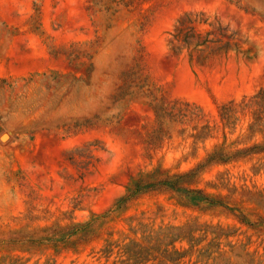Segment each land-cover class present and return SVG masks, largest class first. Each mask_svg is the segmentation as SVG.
<instances>
[{"label":"rangeland","instance_id":"374dc122","mask_svg":"<svg viewBox=\"0 0 264 264\" xmlns=\"http://www.w3.org/2000/svg\"><path fill=\"white\" fill-rule=\"evenodd\" d=\"M0 264H264V0H0Z\"/></svg>","mask_w":264,"mask_h":264},{"label":"trees","instance_id":"16d2710c","mask_svg":"<svg viewBox=\"0 0 264 264\" xmlns=\"http://www.w3.org/2000/svg\"><path fill=\"white\" fill-rule=\"evenodd\" d=\"M195 20L192 19L189 15L183 16L178 20V27L176 28L177 33L173 36L174 40L178 45H190L194 44L193 46H200L208 42L209 40H204V41H199V40H194V37L192 35L196 34V31L194 30L193 26H191V23L194 22Z\"/></svg>","mask_w":264,"mask_h":264}]
</instances>
